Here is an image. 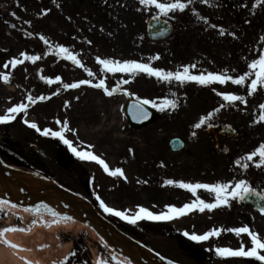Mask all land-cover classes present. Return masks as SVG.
Segmentation results:
<instances>
[{
    "label": "rangeland",
    "instance_id": "1",
    "mask_svg": "<svg viewBox=\"0 0 264 264\" xmlns=\"http://www.w3.org/2000/svg\"><path fill=\"white\" fill-rule=\"evenodd\" d=\"M181 2L187 4L184 11L175 10L164 16L154 6L142 5L139 0H0V74L10 77L5 82L0 75V116L9 115L8 109L21 103L28 105V97H33L32 104L25 111L14 114L15 118L7 122V135L12 142H20L30 136L28 133L44 135L45 129L63 132L64 139L69 141V144L64 143L67 147L100 157L110 170L122 169L124 176H112L91 160L89 169L92 171L94 203L104 212L101 200L108 207L124 213L139 211L141 207L161 211L163 203L183 208L197 197L206 203H214V193L197 189L193 194L179 187V182L231 183L234 186L239 180L250 179L256 171L258 157L253 161L241 159L264 143V124L256 122L262 112L260 105L264 104V86L258 87L252 95L248 93L254 74L244 86L235 85L230 80L223 84H181L175 80H159L145 73L106 72L97 61V57L121 62L135 60L171 72L183 71V67L191 62L195 65L192 75L214 73L237 78L248 72V65L264 54V40L261 39L264 37V3L261 0ZM152 15L170 19L174 28L191 27L182 36L185 39L180 45L175 46L177 49L170 40L177 36L175 33L162 42L153 43L146 39L145 20ZM57 46L69 49L83 67L58 55ZM22 54L38 56L39 59L33 62ZM13 59L23 62L13 68L9 63ZM5 64H8L7 68ZM86 69L94 75L89 76ZM57 76L60 81L55 80ZM48 79L54 82L49 84ZM102 79L109 90L117 89L113 95L108 96L103 89L93 86L89 89L83 84L77 88L63 86L81 80H90L94 85ZM124 80L129 82L125 84ZM122 91L127 92L130 99L149 100L156 105L165 99L174 100L176 107H165L161 111L150 103L148 105L155 110L151 121L141 127H131L124 115L126 98ZM218 93L243 96L247 103L225 101ZM41 94H47L45 103L40 99ZM212 106L221 107L230 118L236 111L233 128L239 139L236 144L225 141L228 149L225 155L214 151L212 143L206 139V120L204 126L194 127L201 118L208 116ZM31 123H35L40 131L30 127ZM195 132L196 138L193 137ZM46 136L61 140L51 133ZM172 137L184 141L185 147L181 151L172 153L168 149L167 143ZM219 140L223 145L222 139ZM53 148L54 145H50L47 150ZM51 153L54 159L55 153ZM42 164L39 169L57 182L82 191L55 162L43 160ZM244 164L248 167H243ZM11 166L43 177L33 171L34 168ZM203 166L206 168H201ZM168 181L175 183L169 184ZM256 181L264 188V166L259 167ZM235 199L229 196L227 204L233 215L224 213L226 205L206 215L205 211L197 213L198 209H193L184 216L177 215L173 224L180 230L182 226H191L197 235L212 229L223 231L248 226L264 240V215L253 213L250 216V211L245 210L242 212L247 214L246 217L240 216L239 210L233 209ZM205 216L211 220L204 223ZM33 221L36 220L0 212V229H28ZM44 226L33 234L32 242L23 244V248L29 251L32 244L36 243L38 247L36 254L28 252L22 258L24 263L53 264L55 261L59 264L76 259H85L90 264L99 261L112 263L110 251L86 233H63L49 222ZM229 233L226 239L214 245L238 249L243 244L245 250L251 248L246 233L240 236ZM144 234L155 251L171 255L173 250L168 240L152 233ZM53 235L57 238L55 243L51 241ZM65 247V255L60 259V253L55 250L64 251Z\"/></svg>",
    "mask_w": 264,
    "mask_h": 264
},
{
    "label": "snow or ice",
    "instance_id": "2",
    "mask_svg": "<svg viewBox=\"0 0 264 264\" xmlns=\"http://www.w3.org/2000/svg\"><path fill=\"white\" fill-rule=\"evenodd\" d=\"M140 4L145 6H154L155 9L159 10V13L168 16L170 12H173L175 10L184 11L187 7V4L181 2V0H174V2L171 3H164L160 2V0H139ZM192 0H188V3H191ZM203 3H208L209 0H202ZM262 3H264V0H261ZM15 15V13H13ZM198 15V14H197ZM201 19H205L201 17ZM205 22H207L205 20ZM213 27H216L213 25ZM221 34H223V30H221ZM41 39H44L41 37ZM262 40H264V37H261ZM45 43H47V40H45ZM58 48V55L62 56L63 58L70 60L73 64L79 65L83 67L81 64V61L77 59V56L74 55L69 51V49L63 47V46H57ZM24 55L25 59L31 60L35 62L39 59L38 56H28L26 54ZM159 57H155V59H158ZM97 61L100 65L103 66V70L106 72L111 73H129V74H137V73H145L148 76H154L158 78L159 80L168 81L171 82L172 80H175L177 82H180L181 84L185 82H196L200 85H208L213 82H219L220 84L225 83L226 81H231L235 85L244 86L246 81L250 76L254 74L255 78L251 80V83L248 85V93L249 95L254 94L257 91V88L260 86H264V54H261L258 59L253 60L249 65V71L244 73L243 75H240L237 78H233L231 76L226 75H220V74H214V73H207L200 74V75H192L190 73L189 67H195V65L191 66H184L183 71H164L163 69H157L152 67L148 63H140L135 60H129V61H117L112 59H101L97 57ZM23 61L19 59H13L9 63L13 68H15L18 64H21ZM5 68L8 67V64L4 65ZM88 71L89 76H93L94 74L90 71ZM2 75V78L5 82H8L10 77L8 75L0 74ZM44 79V77H41ZM60 77L57 76L55 78L56 81H60ZM54 81L51 79L47 80V83L51 84ZM129 81L124 80L123 83L127 84ZM81 84H88L92 85V82L90 80H81L79 83H72V84H64L63 86L65 88H77ZM95 88L103 89L106 95L111 96L113 93L117 90L116 88H113L109 90L105 86V81L102 79L99 81V83H96L92 85ZM130 94V93H129ZM219 95L223 96V99L228 102H235L240 101L242 103H247L245 97L235 95V94H225V93H218ZM40 99H44V97H40ZM28 100L31 102L33 101V97L29 96ZM152 104L153 107H159V110L163 111L165 107H176V101L174 100H168L165 99L163 103L160 105H156L154 102L149 100H144L143 104ZM224 105H221L223 107ZM28 105L26 104H19L17 106H14L10 109H8L9 115L0 116V123L8 122L15 118L16 113L25 111L27 109ZM260 108L262 109V112L259 116V119L256 121L257 123L264 121V104L260 105ZM219 109H217L218 111ZM143 115L147 117V112H143ZM212 113H209L208 116L211 117ZM208 117L201 118L200 121L194 125V127L199 128L201 125L205 123V120ZM27 122V121H26ZM30 127L36 129L37 131H40V129L37 127L35 123H31ZM211 127V125H209ZM51 133L53 136L59 137L61 140H64V143L69 144L68 140L64 139L63 132H51L50 129H45L42 134L48 135ZM195 135V133H193ZM74 152H76V149H73ZM78 156H80L82 159H90L93 161H96L101 166H103L104 171L108 172L112 176H124V172L122 169H115L110 170L108 165L105 163L104 160H102L100 157L93 155L89 152H76ZM254 157H258V163H256V167H262L264 166V143L260 144L259 147H257L255 150H253L251 153L247 154L246 156L242 157L241 159L246 161H253ZM239 163V161H237ZM243 167L247 168L248 165L244 164ZM126 179V177H125ZM167 183L172 184L175 183L174 181H168ZM179 187L185 188L189 191H191L193 194L196 193L197 189H205L210 193L215 194V201L214 203H206L204 200L197 197L195 201L189 204H185L183 208H175V207H169L168 213H163L161 215H154L152 212H150L148 209H145L141 207L137 214L134 217L127 216L124 212L115 210L111 207H108L102 200L100 201V206L108 213H111L113 215H116L118 217H121L122 219L129 220L130 223L135 224L137 220L139 219H148V220H168L172 219L174 216L177 215H184L186 212L192 211L193 209H198L200 212H203L205 209L212 210L215 208H218L222 205H227L229 203V196L232 198H239L240 200L246 199L249 195H255L260 196L261 199H264V196H261L260 193L256 192L245 180H239L235 185H231V183H216V184H186L183 182H179ZM231 188V191L229 189ZM99 199V197H97ZM0 203H7V201H0ZM13 207H15L13 205ZM37 212L40 211L39 208L36 209ZM48 211L51 213L53 217H55L57 214L55 212H52L51 209H48ZM261 214H264V207H261L259 209ZM64 219L70 220L71 217H64ZM57 222V221H53ZM33 224L36 223V221L32 222ZM47 223V222H46ZM29 229H22L18 227H9V228H3L0 229V238H3L5 233L10 231H28ZM226 231L234 232L235 235L240 236L242 233H246L251 241V248L248 250H245L243 244L238 250H233L230 248H217L216 253L220 256H232V257H250L255 258V260L262 262L264 264V254H261L262 251H264V240L260 238V236L249 229L248 226H243L239 228H232V229H226ZM221 230L220 229H212L208 231L207 233L203 235H192L190 238L195 241H204L209 239L212 236H219ZM187 235V233H185ZM3 243L7 244L9 247L12 248H18L19 246L12 244L10 241L4 239ZM40 247H46V245H41ZM74 255V253H73ZM30 264V262H29ZM53 264H57V262H53ZM59 264H64V261L59 262ZM98 264H104L103 261H99Z\"/></svg>",
    "mask_w": 264,
    "mask_h": 264
},
{
    "label": "flooded vegetation",
    "instance_id": "3",
    "mask_svg": "<svg viewBox=\"0 0 264 264\" xmlns=\"http://www.w3.org/2000/svg\"><path fill=\"white\" fill-rule=\"evenodd\" d=\"M189 29H191V27H180L179 26V27L174 28L173 33H175V35L177 34V36L172 37L170 39L171 41H173L174 47L175 46L177 47L180 45V42H182L185 39V38H182V36L186 35V31ZM188 40L190 42L192 41L191 38H189ZM187 45H188V42H187ZM190 65H191V62H188V66H190ZM189 70H190V73L192 74L193 67H189ZM217 109H219V110L217 111ZM209 113H212V115H211V117L207 116L208 118L206 119V122H207L206 125H213L214 126L213 133H216L217 136L221 133L223 126H225V125L234 126L235 125V122H234L235 121L234 118L236 116L235 110L232 112L233 118H230L227 115V113H224L221 107L218 108V107L212 106V107H210ZM204 125H205V123L201 126H204ZM8 130H9V128L6 127V125H3L2 123H0V132L2 134L6 135V137L3 138L2 141L0 142V158L3 160V162H7L8 160H11L18 165L31 167V168H34L35 170H37V169L40 170L39 167H41L43 165L42 164L43 160L53 161L55 163H56V161H58L57 155H55L56 159L54 157H53L54 159H52V153H51V152H53L55 154L59 153L58 149L60 148L61 145L57 144L56 141L50 139L49 137H46V136L41 137V136H38L35 133H33L29 137H27V139H25L23 141L12 142L11 137H9V135H7ZM196 135L197 134L195 132V135H193V137L196 138ZM217 138L219 141V146L216 148L215 147V139L206 135V139L212 143V145L214 147V151L221 153V154H224V155L228 154V149L226 147L225 141H228V142L230 141L231 143H234V144L237 143V141L228 140L227 138L222 137V136H219ZM219 139H222L223 145H221V142ZM240 139H241V141L243 140L242 137ZM32 145H36L40 149L43 148V150L47 153L46 156L42 157L39 154H37L34 150H32V147H31ZM50 145H52V146L55 145V148H53V150L51 149V151L47 150L48 146H50ZM24 149H27L30 151V153H26L28 158L24 157V154H25L23 151ZM58 158H59V156H58ZM74 159H75V153L74 152H72L71 150L66 151V152L63 151V160L64 161L72 163ZM81 161L83 163H85L86 165L89 164L88 160H86V159H81ZM193 167H198V166H193ZM187 168H190V167H187ZM201 168H206V166H203ZM255 169H256V171L254 172V176L251 174V178L247 179L246 182L255 191L264 193V188H261L260 184L256 181V176L258 174L259 168L256 167ZM63 173L67 174L73 181H75V183L77 185H79L81 187V189L83 191H85L86 194L85 193L84 194L88 196V198L95 205V207L98 206L94 203V195H93L92 191L90 190V186L87 187L85 190V187L83 186V184L80 183L79 181L73 179L70 176V174L67 172V170L63 169ZM252 180H254V181H252ZM160 209H162V208H160ZM233 209L234 210L238 209L240 216H243V217H246V215H247L246 213L242 212L245 210L250 211V213H248V215H250V216L253 213H255V214L257 213V211L254 210L250 206H247L244 208L234 206ZM224 211H225L224 213H226L228 215L234 214L233 210L231 208H229V206L225 207ZM210 213H211V211L206 209L205 215L210 214ZM107 218L109 220H111L116 226H128L126 234L129 237L133 238L134 240L141 242L143 245H145L151 249H153V247L148 242L147 237L144 233H152L155 237H160V238H164V239L168 240L169 241L168 245L173 250L171 252V255H173V256H171L167 253L165 254L163 252H160L161 256L168 261L176 262V263H180V264H228V261L233 262V260H231V258H228V257L225 258V256L217 255L216 249L222 248V247H218L217 245L212 246L211 245L212 241H208V240L195 241V240L191 239L190 237L196 233H194L195 231H193V228L190 229V226H182L181 230H179L178 228L176 229L177 225L170 224L171 221H168V222L161 221V222H158L156 224H151V225H148L147 223H145V224H142L143 228H139L137 225H134V226L126 225L124 222L120 221L117 218H113V217H107ZM209 220H211V217L205 216L202 221L204 223H206ZM185 233H187V235ZM225 233H226V231H221V233H220L221 237H226L227 235H225ZM188 234H190V235H188ZM216 242H219V240H216ZM233 259H235L240 264H255V262L253 261L255 258L234 257ZM64 264H90V263H88V261H86L85 259H84V261H80V260L77 261V259H76V260H70V261L67 260L64 262Z\"/></svg>",
    "mask_w": 264,
    "mask_h": 264
},
{
    "label": "water",
    "instance_id": "4",
    "mask_svg": "<svg viewBox=\"0 0 264 264\" xmlns=\"http://www.w3.org/2000/svg\"><path fill=\"white\" fill-rule=\"evenodd\" d=\"M171 30L172 25L167 20L157 16H153L146 20V35L149 40H163L169 36ZM131 103L133 102H129L125 109L128 119L131 122L134 121L137 125H142L147 122L151 115L150 110L137 103H133L134 105ZM143 112H147V117L143 115ZM211 128L209 127L210 130ZM229 130L230 129L226 127L227 136H230ZM170 147L175 151L179 150L182 145L179 140L175 139L170 142ZM59 166L67 168L75 178L81 180L84 185L87 184L89 172L82 164L78 162L73 164L65 163L63 162L62 155ZM12 174L11 169L0 160V178L11 187L9 191H7L5 187L4 190L6 196L8 195L12 198L13 203L32 210L39 208L42 213L48 215H51L48 211V209H51L52 212L57 214L55 217H71V219L82 221L84 224L102 233L104 236L103 238L108 241L111 250L129 263L170 264L141 244L125 236L100 216L89 203L75 196L70 191L53 185L50 182V187L43 186L39 189H28L18 177ZM16 194L19 195L20 198H18ZM242 201L244 205H253L257 209L264 207V199H261L260 196L249 195ZM116 240L122 242L124 247L121 246V248L118 246Z\"/></svg>",
    "mask_w": 264,
    "mask_h": 264
},
{
    "label": "bare ground",
    "instance_id": "5",
    "mask_svg": "<svg viewBox=\"0 0 264 264\" xmlns=\"http://www.w3.org/2000/svg\"><path fill=\"white\" fill-rule=\"evenodd\" d=\"M11 172L13 173V176L18 177L24 185L29 189H39L43 186L50 187V184L44 180L41 177H38L35 174H29L24 171H21L16 168H11ZM4 187L7 191L11 189L10 186L6 184L4 180L0 178V201H7V203H0V212H6L10 215L20 216V217H30L34 220H36L35 224L30 225V230L28 231H10L5 233L3 238H0V264H26L23 261V257L28 254V252H32V254H36V251H38V247L35 244H32L31 251L23 248L24 243L32 242L33 241V234L39 230V228H44V224L46 222H49L51 226L57 227L61 229L63 233L65 232H71V233H86V235L94 240L99 241L103 245H105L108 250H111L109 247L108 241L103 238V234L94 230L93 228L89 227L88 225L84 224L80 220L75 219H64V217H53L50 215H47L45 213H42L41 211L37 212L36 210L29 209L25 206L15 204L12 202V198L10 196H6ZM17 195V194H16ZM18 198H20L19 195H17ZM13 205L15 207H13ZM57 222H53V221ZM28 228V229H29ZM6 239L10 241L11 243L14 242L19 246L18 248H12L9 247L7 244L3 243V240ZM51 241L55 243L57 241V238L53 235L51 237ZM116 243L118 246L124 247L123 243L116 240ZM13 244V243H12ZM15 244V245H16ZM121 247V248H122ZM66 247L63 251V249L55 250V252L60 253V259L63 258L66 252ZM116 258L121 261L125 262L124 258L120 255L116 254ZM36 257V256H34ZM127 264H132L127 262Z\"/></svg>",
    "mask_w": 264,
    "mask_h": 264
},
{
    "label": "trees",
    "instance_id": "6",
    "mask_svg": "<svg viewBox=\"0 0 264 264\" xmlns=\"http://www.w3.org/2000/svg\"><path fill=\"white\" fill-rule=\"evenodd\" d=\"M18 3V2H17Z\"/></svg>",
    "mask_w": 264,
    "mask_h": 264
}]
</instances>
